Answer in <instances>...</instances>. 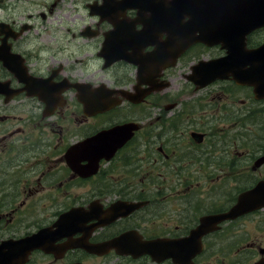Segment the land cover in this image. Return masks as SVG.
<instances>
[{
	"label": "flooded vegetation",
	"instance_id": "obj_1",
	"mask_svg": "<svg viewBox=\"0 0 264 264\" xmlns=\"http://www.w3.org/2000/svg\"><path fill=\"white\" fill-rule=\"evenodd\" d=\"M102 4L0 0V264H264L263 64Z\"/></svg>",
	"mask_w": 264,
	"mask_h": 264
},
{
	"label": "water",
	"instance_id": "obj_2",
	"mask_svg": "<svg viewBox=\"0 0 264 264\" xmlns=\"http://www.w3.org/2000/svg\"><path fill=\"white\" fill-rule=\"evenodd\" d=\"M192 1H193L192 3L193 5L197 2V0H174L172 2H166V0H126L118 3L115 0H104L103 5L99 7L96 13L101 15L104 20H108L109 22L116 24L117 19L123 16L126 10L138 9L139 18L136 20V22L143 23L147 28V30L149 31L155 30L159 32L160 29L173 31L176 28L177 21H179L188 11H190L187 8V6H189ZM206 1H212V0H206ZM218 1L225 2L227 5L215 4V6H221V7L230 6V8L236 10L235 13L231 14V16L234 17L221 19L224 20L227 25H229L224 29H222V31H225L231 37H234V35L240 36V31H243L242 36L245 37V35H247L250 31H252L256 27L258 26L260 27L261 25H264V16L261 17L259 13V9L262 8V5L259 4L261 0H243L242 5L238 3L239 0H218ZM233 1H236V3L234 2L235 3L234 4ZM244 1L246 3H244ZM192 4L190 5V7H192ZM183 7H185L186 9ZM230 25L231 26L236 25L237 27L238 26L240 27L236 29L237 27H231ZM244 26H246V29L240 30ZM195 31H200V35L198 37L194 33L192 35H187V36L172 35L171 37L172 40L177 41L178 44L183 43V46L186 47L196 42H204V43H208L209 45H213L215 43L210 44L209 42L210 41L213 42L215 40L217 43L223 39L222 36L213 33L212 30L210 31L200 27L197 28ZM181 49L184 48L183 47L179 48L178 45L176 46V50L178 52L181 51ZM255 52L256 53L258 52L259 54L262 53L263 56L264 45L259 50L254 51L253 53ZM255 192L256 191H254L252 195H254ZM255 203H256L255 198L251 196L245 197L242 199V201L237 207H235L232 211L226 214L225 218L226 219L234 218L236 215L242 212H246L251 209H254L256 207ZM45 233L46 232H41L40 234L35 235L34 237L24 240L23 241L24 248L27 249L28 251L32 250L36 245H38L39 240H41V237L42 238L44 237Z\"/></svg>",
	"mask_w": 264,
	"mask_h": 264
},
{
	"label": "rangeland",
	"instance_id": "obj_3",
	"mask_svg": "<svg viewBox=\"0 0 264 264\" xmlns=\"http://www.w3.org/2000/svg\"><path fill=\"white\" fill-rule=\"evenodd\" d=\"M73 41V40H72ZM35 219H38V220H42V215H36L35 217H34V220Z\"/></svg>",
	"mask_w": 264,
	"mask_h": 264
}]
</instances>
